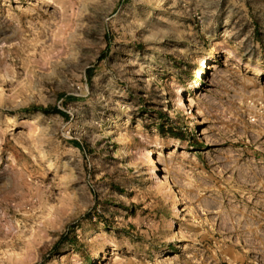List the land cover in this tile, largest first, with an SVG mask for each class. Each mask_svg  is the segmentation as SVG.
<instances>
[{
  "label": "rangeland",
  "instance_id": "rangeland-1",
  "mask_svg": "<svg viewBox=\"0 0 264 264\" xmlns=\"http://www.w3.org/2000/svg\"><path fill=\"white\" fill-rule=\"evenodd\" d=\"M0 264H264V0H0Z\"/></svg>",
  "mask_w": 264,
  "mask_h": 264
},
{
  "label": "bare ground",
  "instance_id": "bare-ground-1",
  "mask_svg": "<svg viewBox=\"0 0 264 264\" xmlns=\"http://www.w3.org/2000/svg\"><path fill=\"white\" fill-rule=\"evenodd\" d=\"M147 161L151 167L152 173L158 177L160 174V164L157 160V154L154 151L150 152V155L147 157Z\"/></svg>",
  "mask_w": 264,
  "mask_h": 264
},
{
  "label": "trees",
  "instance_id": "trees-1",
  "mask_svg": "<svg viewBox=\"0 0 264 264\" xmlns=\"http://www.w3.org/2000/svg\"><path fill=\"white\" fill-rule=\"evenodd\" d=\"M33 109H36V110H38V109H42V110H44V111H49L50 109L49 108H47V107H43V106H34L33 107ZM57 111H60V112H62V113H65L62 109H60V108H57L56 109ZM64 237V236H63ZM62 237V238H63Z\"/></svg>",
  "mask_w": 264,
  "mask_h": 264
}]
</instances>
